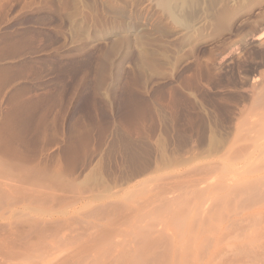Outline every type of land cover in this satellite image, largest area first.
Listing matches in <instances>:
<instances>
[{
	"label": "rangeland",
	"instance_id": "374dc122",
	"mask_svg": "<svg viewBox=\"0 0 264 264\" xmlns=\"http://www.w3.org/2000/svg\"><path fill=\"white\" fill-rule=\"evenodd\" d=\"M142 14L177 33L143 27ZM177 16L156 0H0V264L144 263L156 248L144 249L147 224H164L150 193L190 170L185 159L260 165L264 0H192ZM249 171L227 173L241 182ZM239 241L216 263L264 264Z\"/></svg>",
	"mask_w": 264,
	"mask_h": 264
},
{
	"label": "bare ground",
	"instance_id": "6f19581e",
	"mask_svg": "<svg viewBox=\"0 0 264 264\" xmlns=\"http://www.w3.org/2000/svg\"><path fill=\"white\" fill-rule=\"evenodd\" d=\"M156 1H157L158 6L161 7L164 11H166L170 15V17H172L174 20L177 19L180 22H183V20L177 16V10L184 7L185 4H189L192 2V0H156ZM104 5L110 10V13L115 17H120V16L127 14V10L123 6H116L113 4H108L107 2H104ZM145 6H144V9L146 8ZM128 17L131 18V15H128ZM136 18L138 21H140L143 24V27H153V28L162 30V26H160L159 24L156 25V24L152 23V20H151L149 15L142 14V15L137 16ZM129 30L132 32V35L134 34L133 32H135V31H136V33L142 31L140 28L135 29L133 27H131ZM162 31L168 32L171 34L177 33V32H175L176 29H174L172 27L164 28ZM257 40L260 43H264V34L262 33V35H259V37H257ZM260 92H261V90H260ZM260 92L257 96H260ZM263 93H264V91H263ZM260 98H262V101L264 102V96H262ZM253 103H257V102H253ZM257 104H256V106H258V108H260L259 105H257ZM259 104L261 105V103H259ZM256 106H255V108H256ZM259 110H261V109H259ZM253 115H255V114H253ZM260 115L264 116V113L260 114ZM263 116H262V119H263ZM253 119H255V118H253ZM251 123L252 122L250 121V124ZM252 125L253 124H251V127H252ZM255 125H256V123L254 124V126ZM243 127H241V128H243ZM261 128L262 127H260V129ZM246 130H248V132H249V128L244 129V132H246ZM262 131L264 132V128ZM262 131L260 130V133L256 132V134L258 133L260 135L261 133H263ZM248 132H246V134ZM241 137H242V135H241ZM249 138H252V137L249 136L248 139ZM259 139H260V137L258 136V140ZM251 141H252V139H251ZM253 141H254V139H253ZM258 142L256 143V145L258 144ZM261 142H262V140H261ZM234 144L236 145V143H234ZM262 144H263V142H262ZM262 144H261V146H262ZM263 147H264V145L262 146V148ZM250 151H251V149H250ZM244 152H245V154L247 153L246 150ZM238 153H239V151H238ZM236 154H237V152H236ZM242 155L243 154L241 153V156ZM261 155H263V154H261ZM241 156H239V160H241L240 159ZM206 157H208V156H206ZM206 157H203V158H206ZM230 157H232V158L230 159ZM261 157L262 156H260L259 159H261ZM193 158H194V160L192 159L193 160L192 162L190 160H189L190 162H186V159H185V163L182 164V165H184V167L180 164L183 168L186 167L185 165L191 166L190 170H188V168H189L188 167L187 171L184 172L183 174L179 171L181 174L172 173V174H170V177L168 178L169 174L168 173L165 174L164 173L165 169H164L162 174L165 175V177L167 175V178H168L167 182L164 178V181L166 182V184H164L165 182L163 183L162 188H164V190H162V192L160 190L161 193L158 192V190L157 191L153 190L154 192L150 193V196H151V194H153V196H151L149 198V200L151 201L152 200L151 198H154L152 200V202L154 203L153 205H154L156 211L161 212V214L163 215L164 221H163V217H162V221L164 222V224L163 223L160 224L162 226L157 224L160 227V228H158V226L157 227H154V226L151 227L152 223H150V226H149V224L146 223L147 226L151 228L149 234H153V236L157 234V237H155V238L153 236L149 237V234H148V236L145 235L147 237H144V240H143L144 241V249H146V248L149 249L151 247L150 244H153L152 246H155L156 248H159L160 250L156 251L158 249L154 248V251L152 250L153 252L150 251L153 254V256L150 254L152 256L151 259H149L150 255H149V257L146 258L147 260L143 257L144 263H142L140 260L141 264H184L183 259H185V258H186V260H188V263H189L188 256L191 252L194 253L193 251H196V253H197V254L196 253H194V254L197 255V258L200 262L199 264H215L216 260H218V256L221 255V253H223V251H224L223 248L226 246V243L229 242L230 240L232 241V239H234L235 243L234 244L232 243V245L234 246L236 244V242L239 240V237H240L239 242L242 243L241 247L238 244L240 247V249H238L240 251V254L242 252L241 250H243V248H245V246H246V247L250 248V251L248 253L249 255H251V253L256 254L257 252H260V254L263 255L260 257L261 258L264 257V241H263L264 240V211H262V207H261L263 205L262 204H261V206L259 205V203L264 201V158L262 157V162L261 163L257 162V164L260 163V165L254 167V168L252 166H254L256 164V163L254 164V162H256V160L253 162L250 160L251 161L250 163L247 162L244 166L237 167L239 161H238V156H235V155L229 156V157L227 156L225 158L223 156H219L218 159H212V160L210 159L211 161H207L208 159H206V161L205 160L201 161L203 159L199 158L200 159L199 162H197L199 159H197L196 156H194ZM201 158H202V156H201ZM210 158H212V157H210ZM216 158H217V156H216ZM180 161L181 160H179V163H180ZM240 162H242V161H240ZM179 163H177L178 167H179ZM181 163H183V161ZM192 164H195V166L192 167L193 166ZM163 165L165 166V163ZM173 165L174 164H172L171 167ZM168 166L170 169V163ZM175 166H177V165L175 164ZM246 167H247L248 171L252 167L253 169L250 170L249 172L251 174L253 173L255 175H253L252 177L250 176V178H249V176L247 177V175H246V177L248 178V179L246 178V180L245 179L243 180L244 176L242 175L243 177H242L241 182L238 181L241 178L239 179V178H236L235 176L232 177L233 176L232 173H230V172L227 173V171H229L230 169H232V172L234 173L237 171L239 172L243 168L246 169ZM159 168H162V164L160 165ZM163 168H165V167H163ZM166 168H167V164H166ZM169 169L167 170V172L169 171ZM233 169H234V171H233ZM182 170H184V169H182ZM156 172H158V171H156ZM156 172H155V174H156ZM159 172H160V174H159V177H160L161 171H159ZM171 172H174V171L171 170ZM250 173H248V175H250ZM230 174H232V176H231L232 178L229 177ZM237 174L238 173H235L236 176H237ZM244 174H247V173H244ZM161 177H163V176H161ZM161 177L159 180H161ZM152 178H153V176H152ZM154 178H155V176H154ZM154 178H153V180H154ZM148 179H150V178L148 177L147 180H142V181L138 182L136 184V187L138 189L144 188V186L149 183ZM152 182L153 181H151V183ZM162 182H163V180H162ZM158 183H159V181H158ZM156 184H157V180H156ZM159 186H162V184H160ZM153 187H155V185ZM156 187H158V186H156ZM2 189H3V187H2ZM11 191H12V188H11ZM19 191H20V189H19ZM150 191H151V189H150ZM155 192H158V193L155 194ZM154 194L156 196H154ZM3 199H4V196L0 192V203H1V201H3ZM132 202H133V200H132ZM146 203H145V205H147ZM263 204H264V202H263ZM148 205L149 206H147V210H148L147 214L149 213V210H151V206H150L151 204H149V202H148ZM128 206L131 207V205H128ZM231 206H232V208H231ZM1 208H0V210H2ZM133 208H135V207H133ZM145 208L141 209V210L145 211L146 210ZM131 209H132V207H131ZM113 210H114V208H113ZM115 210L117 211V209H115ZM133 210H135V209H133ZM136 211H137V207H136ZM106 212H107V209H106ZM108 212H109V210H108ZM108 212H107V214H108ZM155 213L156 212L154 210V213H150V217L153 216V219H154L156 216ZM97 214H99V213H97ZM115 214L116 213L113 214V217ZM147 214H145V215H147ZM161 214H158V216H157L158 218H156L157 222H158L159 218L161 220ZM110 215H111V212H110ZM124 215L126 216V214H124ZM107 216L108 215H106V218H107ZM125 216H124V218H125ZM129 218L130 217H128V219ZM146 218H144V219H146ZM148 218H149V214H148ZM148 218H147V220H148ZM153 219L151 220L149 218V220H151V222H153L155 220V219L154 220ZM261 219H263V220H261ZM112 221H113V219H112ZM157 222H155V224ZM167 223L171 224V226H168ZM152 225H154V224H152ZM144 226H145V223H144ZM148 227H147V230H148ZM46 229H47V227H46ZM147 230L145 229L143 231H145V233H146ZM170 230L172 231V233H168ZM195 231L196 232L198 231L196 235L194 234ZM25 232H26V230H25ZM27 232H26V234H27ZM29 232H30V230H29ZM137 233L139 234L140 231L139 232L137 231ZM17 234H18V232H17ZM30 234H27V235L29 236ZM32 234H33V232H32ZM192 235H195L196 237H194ZM241 236L246 237V239L244 241H242V238H244V237H241ZM136 237L138 238V236H136ZM139 237H141V236H139ZM249 237H252V238L248 239ZM236 238H238V239H236ZM33 239H35V238H33ZM23 241H24V239H23ZM134 243H135V240H134ZM192 243L193 244L195 243L194 246L191 245ZM223 244H225L224 247H223ZM228 248H229V246H228ZM149 250H151V248ZM191 250H193V251H191ZM245 251H246V249H245ZM235 252H238L236 250V248H235ZM243 252H244V250H243ZM147 254H149V253H147ZM147 254L145 256H147ZM101 255H99V258ZM131 255H134V254H131ZM224 255H226V254H224ZM106 256L107 255H105V257ZM221 256H223V255H221ZM221 256H219V257H221ZM234 257H237V256L236 255L233 256V259H234ZM253 258H255V256ZM179 259H180V261H178ZM227 259H228V257H227ZM246 260H247V258H246ZM263 260H264V258H263ZM232 261H234V260H232ZM249 261H250V259H249ZM252 261H253V263H255L254 260H252ZM104 262H105V259H104ZM137 262H136V264H138ZM191 262H193V260H191ZM220 262H222V260H220ZM248 262H247V264H248ZM100 263L102 264V259H101ZM222 263L224 264V262H222ZM225 263H226V260H225ZM110 264H111V262H110ZM185 264H186V262H185ZM216 264H218V263H216ZM226 264H228V261Z\"/></svg>",
	"mask_w": 264,
	"mask_h": 264
}]
</instances>
